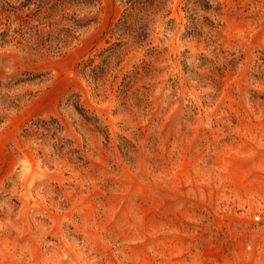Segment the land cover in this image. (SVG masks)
Instances as JSON below:
<instances>
[{
	"label": "rangeland",
	"instance_id": "obj_1",
	"mask_svg": "<svg viewBox=\"0 0 264 264\" xmlns=\"http://www.w3.org/2000/svg\"><path fill=\"white\" fill-rule=\"evenodd\" d=\"M23 1L0 264H264V0H163L136 33L122 0Z\"/></svg>",
	"mask_w": 264,
	"mask_h": 264
},
{
	"label": "trees",
	"instance_id": "obj_2",
	"mask_svg": "<svg viewBox=\"0 0 264 264\" xmlns=\"http://www.w3.org/2000/svg\"><path fill=\"white\" fill-rule=\"evenodd\" d=\"M42 1L43 0H36V1L27 0L26 2L36 3V6L40 8L43 4ZM122 1L124 2L125 7L122 13V17L119 20L120 22L118 23H121L120 25L122 27H128V28H130L132 25L131 30L136 33L137 31L142 30L145 27V22L147 20L148 14H150L151 10L155 6L160 4L163 0H122Z\"/></svg>",
	"mask_w": 264,
	"mask_h": 264
}]
</instances>
